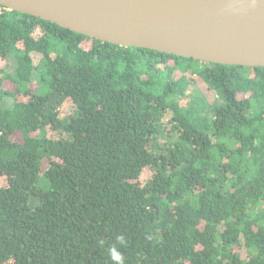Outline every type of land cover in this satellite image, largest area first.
I'll return each mask as SVG.
<instances>
[{"label": "trees", "instance_id": "16d2710c", "mask_svg": "<svg viewBox=\"0 0 264 264\" xmlns=\"http://www.w3.org/2000/svg\"><path fill=\"white\" fill-rule=\"evenodd\" d=\"M113 246L125 264H264V67L0 7V264H115Z\"/></svg>", "mask_w": 264, "mask_h": 264}, {"label": "water", "instance_id": "95a60500", "mask_svg": "<svg viewBox=\"0 0 264 264\" xmlns=\"http://www.w3.org/2000/svg\"><path fill=\"white\" fill-rule=\"evenodd\" d=\"M0 7L121 47L264 67V0H0Z\"/></svg>", "mask_w": 264, "mask_h": 264}, {"label": "rangeland", "instance_id": "374dc122", "mask_svg": "<svg viewBox=\"0 0 264 264\" xmlns=\"http://www.w3.org/2000/svg\"><path fill=\"white\" fill-rule=\"evenodd\" d=\"M34 59H35V61H37L38 59H39V56L38 55H35L34 56ZM13 67V65H10V68H12ZM197 88L201 91V92H203L207 97H209L210 99L212 98V92H210L209 90H207V87H206V85L205 84H200V85H197ZM70 112V109L69 108H67L66 110H64V112H63V115H65V114H67V113H69ZM152 175V173H151V171L150 170H145L144 171V173H143V175H142V177H141V180L142 181H145L147 178H149L150 176ZM40 183H41V186L43 187L44 185H43V183H44V179H42V178H40ZM37 203H36V200L35 199H33V200H31V202H30V205L32 206V207H34L35 205H36Z\"/></svg>", "mask_w": 264, "mask_h": 264}, {"label": "clouds", "instance_id": "9594fccd", "mask_svg": "<svg viewBox=\"0 0 264 264\" xmlns=\"http://www.w3.org/2000/svg\"><path fill=\"white\" fill-rule=\"evenodd\" d=\"M116 239L121 245L125 244V237L123 235L117 236ZM109 254L112 261H114L115 264H125V258L117 247L115 246L111 247L109 249Z\"/></svg>", "mask_w": 264, "mask_h": 264}]
</instances>
